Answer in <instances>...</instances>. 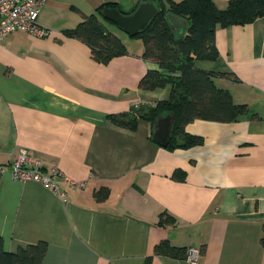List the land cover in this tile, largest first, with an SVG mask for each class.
<instances>
[{
  "label": "crops",
  "instance_id": "1",
  "mask_svg": "<svg viewBox=\"0 0 264 264\" xmlns=\"http://www.w3.org/2000/svg\"><path fill=\"white\" fill-rule=\"evenodd\" d=\"M145 1L160 2L45 0L38 22L47 36L16 30L0 41L3 247L44 241L41 264H264V16L217 26L219 57L194 60L225 74L214 77L216 86L247 112L228 122L194 119L185 130L202 142L169 149L153 139L169 114L153 125L140 119L133 130L111 118L169 95L170 85L139 86L148 69H160L142 56V40L100 14L126 50L101 63L64 33L103 4L125 15ZM173 23L187 25L178 16ZM22 148L78 185L60 181L62 199L38 182L15 180L9 167ZM161 212L173 222L158 223ZM164 239L197 249L194 260L156 255Z\"/></svg>",
  "mask_w": 264,
  "mask_h": 264
},
{
  "label": "trees",
  "instance_id": "2",
  "mask_svg": "<svg viewBox=\"0 0 264 264\" xmlns=\"http://www.w3.org/2000/svg\"><path fill=\"white\" fill-rule=\"evenodd\" d=\"M106 6L115 8L116 4H103L74 28L64 31L65 35L82 40L89 47L92 57L101 63H107L126 51L123 41L100 17ZM156 8L155 15L145 28L131 37L142 40V56L155 61L160 67L148 69L140 79L139 86L152 89L170 85L169 95L153 105H134L126 112L111 115V118L117 125L133 130L140 119L153 125L158 117L169 114L171 125L165 146L169 149L190 147L200 144L202 137L185 130L188 122L197 118L233 121L248 109L244 103H235L228 90L216 86L214 77L225 74L198 68L194 60L217 59L219 54L214 43L216 27L242 25L264 16V0H228L222 8L213 0H160ZM167 14L186 21L183 33L178 34L170 28ZM178 172L174 173V177L183 179L184 174L179 172L178 175ZM166 222L172 223L173 218L161 212L158 223ZM45 253L44 241L19 247L16 251H6L0 236V264H41ZM154 253L184 258L187 250L171 245L164 239L154 246Z\"/></svg>",
  "mask_w": 264,
  "mask_h": 264
},
{
  "label": "built area",
  "instance_id": "3",
  "mask_svg": "<svg viewBox=\"0 0 264 264\" xmlns=\"http://www.w3.org/2000/svg\"><path fill=\"white\" fill-rule=\"evenodd\" d=\"M45 0H0V41L9 33L22 30L34 36L43 37L50 30L38 22L40 6ZM12 178L19 181H35L62 199L63 192L59 189V182L64 181L70 186H77L78 182L66 175L57 165L52 164L48 168L42 165V161L30 154L26 149L19 150L9 167ZM197 249L189 248L187 257L193 261Z\"/></svg>",
  "mask_w": 264,
  "mask_h": 264
},
{
  "label": "water",
  "instance_id": "4",
  "mask_svg": "<svg viewBox=\"0 0 264 264\" xmlns=\"http://www.w3.org/2000/svg\"><path fill=\"white\" fill-rule=\"evenodd\" d=\"M157 11L156 5L151 1L142 2L137 8L130 14H121L116 8L104 7L101 14L104 18L111 20L118 26L122 31L129 35H134L140 30L144 29L149 23L151 18ZM177 18L172 14H167L166 19L170 28L181 34L184 32V24H181V28L178 29L173 23V19ZM181 20V19H180ZM183 22V20H181ZM170 128V116H164L159 118L154 132V141L159 145H164Z\"/></svg>",
  "mask_w": 264,
  "mask_h": 264
},
{
  "label": "rangeland",
  "instance_id": "5",
  "mask_svg": "<svg viewBox=\"0 0 264 264\" xmlns=\"http://www.w3.org/2000/svg\"><path fill=\"white\" fill-rule=\"evenodd\" d=\"M228 1V0H227ZM227 4V3H226Z\"/></svg>",
  "mask_w": 264,
  "mask_h": 264
}]
</instances>
